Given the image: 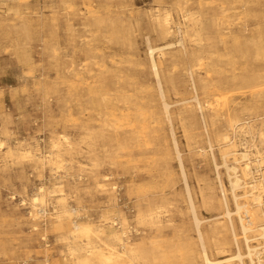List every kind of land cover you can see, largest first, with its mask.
Wrapping results in <instances>:
<instances>
[{"label":"rangeland","instance_id":"374dc122","mask_svg":"<svg viewBox=\"0 0 264 264\" xmlns=\"http://www.w3.org/2000/svg\"><path fill=\"white\" fill-rule=\"evenodd\" d=\"M157 15L171 16L170 35ZM171 43L156 54L163 100L149 47ZM224 135L261 160L262 181L264 0H0V264H75L72 248L86 241L71 237L75 223L121 236L123 217L144 258L162 250L176 264H204L175 141L209 256L240 250L251 264L239 217L234 232L225 215L221 182L232 213L236 201ZM41 187L46 215L35 220ZM157 207L163 228L139 223ZM257 234L250 245L264 251Z\"/></svg>","mask_w":264,"mask_h":264},{"label":"bare ground","instance_id":"6f19581e","mask_svg":"<svg viewBox=\"0 0 264 264\" xmlns=\"http://www.w3.org/2000/svg\"><path fill=\"white\" fill-rule=\"evenodd\" d=\"M156 21L158 22L159 26L162 29L163 28L170 29V31H167V32L163 30L164 35L171 34L172 18L170 15H165V16L157 15ZM174 47H175V44H172V43L167 44L165 46H161V47H151V46L149 47V58L151 62L152 72L158 81L161 97L163 100L165 99V95H164L163 88H162V80H161V76L159 72V67L156 62V54L160 53V55H162L164 54L166 50L172 49ZM195 101L197 102V104H199L200 109H202V105L198 101L197 98L195 99ZM135 105L137 106V108H140V105H138L137 103ZM164 106H165V112L166 114H168V119L170 120L169 113H168L169 106L167 103H164ZM104 108H108V106H105ZM101 111H104L103 114L105 117L111 114L109 112H106L104 109H102ZM125 111L127 112V116L131 115L130 108H127ZM61 138L65 139V141L68 140L67 137L62 136V135H61ZM222 140L225 141V144H224L225 150L223 153L224 166L227 170V174H228L231 188H232V194L236 201V212L232 213L229 208V204L226 198L225 187L223 186L221 182L220 174H218V178L220 179V182H221L222 193L224 195L225 215L231 221L232 229L234 232H235V227L233 224L232 217L234 215H237L239 217L242 232L244 234L245 241L247 243V249H248L247 257L250 259L251 264H256V263L264 264V260H263L264 251H262L261 249L257 247H252L250 245L251 239L248 236L249 233L258 232L256 236H260V238L263 239V242H261L260 246L264 245V211H263L264 192H260V193L258 192L259 191L258 189L260 188L259 185H261V183H263L264 185V178L262 181L259 182L255 176L256 172H260L261 160H257V163H256V160L252 159L249 151L246 150V148H244L245 150L242 151V149L239 148L240 146H237L235 142H232V140H230V137L228 135H224ZM174 144L177 150L180 167L182 170V175H183L185 185H186L190 210L195 220L199 239L202 244L203 251L201 253V258H202L203 263L204 264H229L233 261L238 260L241 264H244V261H243L244 256L240 250L238 251L237 255H233L228 258H223L221 260H215L209 256V253L204 243L203 233L201 230V226L203 222L198 217L197 209H196V206L192 198V194H191V189L187 182L183 160H182L180 153L178 152V145L176 141L174 142ZM4 146H5L4 143L1 141L0 149L4 150L5 148ZM52 147L54 149H58L60 147V143L58 141H55L53 142ZM241 147L243 146L241 145ZM15 151L18 153V155L21 158L33 159L34 163L40 164L41 167L44 166V163L41 160L42 157H38V155L37 156L34 155V152L36 150L23 149V146H20L16 148ZM9 153L11 155L15 154L13 149L9 151ZM230 156L233 157L234 163L236 165L243 164L244 166L242 168L243 175L245 178L251 179L252 180L251 183H247L245 182V180L241 179V176H239L238 174V170H239L238 167L236 166L232 167L229 165L228 158ZM214 160H215V157H214ZM48 161L52 163H56V160L54 157H49ZM215 165L218 169L219 166L217 164ZM262 175L264 177V173ZM107 179L108 178H106V180ZM258 182L260 184H258ZM263 185H262V188L264 187ZM240 189H247L243 197L238 196L236 193L237 190H240ZM45 192H46L45 188L41 187L39 192L36 193L32 199V206H33L34 211L31 216L35 220H39L44 215H46V211L40 210L42 208H39L40 206L43 208L45 207L43 205L44 198H45ZM240 198H244V199L247 198L248 200H250V203H252L253 205L252 209L248 208V205H247L248 202L244 204L239 203L238 201ZM161 208L162 207H157L156 209L151 210L148 214L140 213V215L138 216L139 223L147 224L151 228H155L157 230H160L161 228H163V225H162L163 222L161 218L162 211H160ZM72 213H76V212L72 210ZM257 217L258 218L261 217V222L256 227H254L256 221L258 220L256 219ZM123 218H122V222L120 221L122 225V229H123V233L121 234V236L120 234H114L112 236L105 237L101 233L95 232L91 228V226L87 223H83V224L75 223L74 230L71 232V237L74 239L82 238V237L86 238V241L82 247H79L78 249L72 248L73 250L72 255L75 256V259H74L75 264H176L174 263V260L171 258V256L169 257L168 255H166V252L162 250L155 253L152 259L144 258V254H143L144 244H131L130 242L131 238L129 235L130 226L126 218L124 219ZM93 238H96L97 241H94ZM219 249L224 250L223 246L219 247ZM255 259H257V262L255 261Z\"/></svg>","mask_w":264,"mask_h":264}]
</instances>
